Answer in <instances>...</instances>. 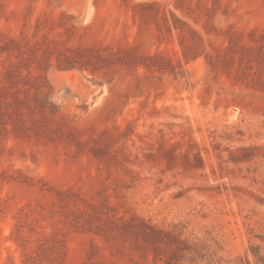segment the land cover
<instances>
[{"label":"rangeland","instance_id":"obj_1","mask_svg":"<svg viewBox=\"0 0 264 264\" xmlns=\"http://www.w3.org/2000/svg\"><path fill=\"white\" fill-rule=\"evenodd\" d=\"M141 225L264 264V0H0V264H153Z\"/></svg>","mask_w":264,"mask_h":264},{"label":"trees","instance_id":"obj_2","mask_svg":"<svg viewBox=\"0 0 264 264\" xmlns=\"http://www.w3.org/2000/svg\"><path fill=\"white\" fill-rule=\"evenodd\" d=\"M137 231L145 248L150 249L153 264H198L209 255L201 244L181 240L169 232L146 225H141Z\"/></svg>","mask_w":264,"mask_h":264}]
</instances>
